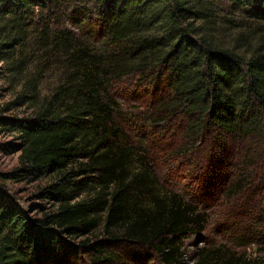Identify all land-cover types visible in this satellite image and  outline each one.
I'll list each match as a JSON object with an SVG mask.
<instances>
[{"label":"trees","instance_id":"16d2710c","mask_svg":"<svg viewBox=\"0 0 264 264\" xmlns=\"http://www.w3.org/2000/svg\"><path fill=\"white\" fill-rule=\"evenodd\" d=\"M0 63L11 106L31 110L0 116L19 153L0 173V264L58 263L71 256L65 238L91 264H122L106 250L120 244L187 264L182 239L205 229L206 214L160 184L144 143L126 135L124 81L151 87L146 121L175 131L187 155L205 141L226 164L234 142L244 149L235 171L264 161V0H0ZM46 176L30 219L7 185ZM97 231L104 241L90 239ZM193 264L264 259L203 248Z\"/></svg>","mask_w":264,"mask_h":264},{"label":"rangeland","instance_id":"374dc122","mask_svg":"<svg viewBox=\"0 0 264 264\" xmlns=\"http://www.w3.org/2000/svg\"><path fill=\"white\" fill-rule=\"evenodd\" d=\"M4 72L0 63V116L22 118L30 115L31 110L26 106H11L17 92L11 90ZM56 74H48L45 89L56 83ZM116 92L121 105L122 127L134 146L144 143L142 146L151 155L159 183L188 202L198 203L206 214L205 229L182 239L187 264H193L197 252L203 248L225 247L227 253L237 257L243 256L250 261L264 259V161L256 163L248 157L246 165L249 167L240 169L246 172L235 171L236 166L240 168L238 160L244 149L234 142H228L226 164L215 153V147L205 141L187 155V146L180 138L171 139L175 131L167 130L163 125L152 126L146 121L148 106L155 98L151 87L137 88L134 82L124 81L117 86ZM17 143L16 134L0 127V173H9L18 167L19 153L10 152ZM260 152L264 153V150ZM181 154L186 155L181 157ZM53 179L46 176L32 183H9L7 190L27 217L34 219L40 216L37 206L41 204L34 195ZM45 206L49 208L51 204ZM90 239L104 241V236L97 231ZM65 241L71 256L64 255V259L55 264H91L90 256L78 242L66 238ZM106 250L117 253L122 264H162L154 252L146 249L120 244L107 246Z\"/></svg>","mask_w":264,"mask_h":264}]
</instances>
